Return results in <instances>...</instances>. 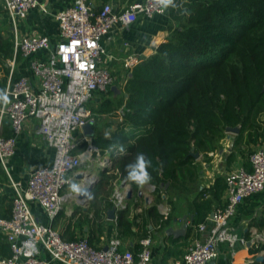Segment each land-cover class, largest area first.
Returning a JSON list of instances; mask_svg holds the SVG:
<instances>
[{"label": "trees", "instance_id": "obj_1", "mask_svg": "<svg viewBox=\"0 0 264 264\" xmlns=\"http://www.w3.org/2000/svg\"><path fill=\"white\" fill-rule=\"evenodd\" d=\"M4 10L0 0V15ZM167 11L172 23L166 41L130 71L120 95L93 108L99 116L119 115L122 109V121L111 136L98 134L93 139L102 153L118 150L120 156L103 171L90 197V208L77 218L74 214V222L61 231L67 240L84 238L88 226L87 239L97 247L108 211L115 206L116 186L127 180L126 165L137 153H145L152 162V179L145 185L156 186L157 197L147 211L135 212L139 186L130 181L134 196L124 208L116 209L122 241L140 231L146 237L148 217L157 219L161 227L169 223L171 216L164 218L158 204L164 200L167 183L166 191L193 189L198 168L192 150L207 156L219 146L228 127L240 126L239 136L243 139L246 134L247 147L264 139V0H175ZM13 57V35L0 27V93L6 87ZM20 57L18 54L17 60ZM20 76L15 70L14 79ZM121 145L127 149L125 154L120 153ZM86 146L84 142L78 148ZM248 152L254 151L249 148ZM215 185L212 198L201 196L194 204L195 226L205 221L213 201L221 200L225 178ZM12 201L5 211L0 209V216L11 217ZM11 253L0 233V256Z\"/></svg>", "mask_w": 264, "mask_h": 264}, {"label": "built area", "instance_id": "obj_2", "mask_svg": "<svg viewBox=\"0 0 264 264\" xmlns=\"http://www.w3.org/2000/svg\"><path fill=\"white\" fill-rule=\"evenodd\" d=\"M4 6L11 21L14 57L9 60L10 72L0 97V163L15 193L11 217L0 216V233L12 251L9 256H0V264H153L149 237L141 240L138 252L122 249L119 237L111 238L104 250L87 238L65 239L54 223L63 211L62 191L71 182L69 175L83 163L74 132L96 124L98 119L87 103L96 93L111 90L115 83L108 51L101 43L103 37L116 24L129 27L139 16L152 18L166 13L168 7H163L162 0H139L121 11H114L109 3L96 10L90 0H73L56 15L59 40L53 42L46 34L28 35L18 28L19 21L39 6V0H4ZM18 54L29 66L26 74L14 79ZM122 61L126 69L132 70L141 58L128 53ZM5 119L10 121L9 136L1 131ZM31 120L39 122L38 133L55 147L56 156L52 165L31 170L23 185L12 178L8 159L15 154L18 138ZM89 151L98 152V148L91 146ZM106 162L109 166L110 159ZM249 162L251 170L238 168L227 174L226 204L214 211L210 236L196 239L175 264H209L219 255V243L236 241L237 236L228 226L230 219L245 197L264 190V150L252 152ZM123 184L126 186L128 181ZM129 189H115L116 208L126 206ZM32 202L42 207L49 224L39 221ZM169 214L170 208H166L164 218ZM199 229L204 230L205 224H200Z\"/></svg>", "mask_w": 264, "mask_h": 264}, {"label": "crops", "instance_id": "obj_3", "mask_svg": "<svg viewBox=\"0 0 264 264\" xmlns=\"http://www.w3.org/2000/svg\"><path fill=\"white\" fill-rule=\"evenodd\" d=\"M2 1L4 3V0ZM90 1L96 10H99L105 3H109L112 5L114 11H121L129 3L139 0ZM72 3L73 0H39V6L30 10L27 17L19 21L18 28L20 32L28 35L34 33L46 34L51 37L53 42L58 41L59 22L56 15L59 11L68 8ZM171 22L172 19L168 11L164 14H157L152 18L139 16L129 27H125L120 23L116 24L103 37L101 43L108 51V63L115 77V83L113 88H111L114 94L110 93L106 98H114L120 95L124 90L128 77L131 75V70L125 71L126 69L122 61L123 58L128 53H135L141 59L153 54L156 47L166 41ZM0 27L5 34L9 32L13 35L11 21L6 11L0 15ZM160 35L163 38H159ZM148 37L152 38L151 42L146 39ZM157 38H159V41H154ZM28 66L29 62L20 57L16 62L15 70L23 75L27 73ZM1 94L2 92L0 93V97ZM95 98H98V101L95 106H92L93 108L99 107L106 99L100 98V96ZM93 108L91 111L98 119L96 124H98L99 128L97 125L94 126L96 131L92 137L86 136L83 130L82 137L76 136L79 141V146L84 142L87 143V146L81 150L77 148V153L82 156L83 163L76 171L70 173L71 182L62 191L63 214L58 216L54 224L60 231L70 221L74 222L75 219L72 218L74 214L77 213V218L81 211L86 212L90 208V200L88 205L83 206L78 204V192H74L71 185L77 184L79 189H81V187L86 185L88 180H97L98 183L103 171L108 167L106 160L109 158V164H111L115 158L120 156L118 150H107L104 153L99 149L98 152L89 151L91 146H95L93 144L94 137L98 134L110 137L116 130L115 127L119 123L118 121L122 118L120 114H104L99 116ZM106 117H108V120L105 119ZM100 121L101 125H99ZM38 127L39 122L37 120H31L27 123L18 138L15 154L8 159V169L12 178L15 181L21 182L23 185L27 184L31 170L39 166H50L55 160V147L50 146L44 137L38 133ZM1 131L4 136L11 134V126L8 119L3 121ZM245 135L241 139L239 133L226 132V136L215 150L209 152L207 156L200 153L198 157H195L198 175L193 189L191 191L183 189L166 191L168 184L165 187V191L162 192L164 200L159 202L158 209L160 214L163 215L165 209L170 208L169 215L171 219L169 223L165 227H161L157 219L148 217L147 236L141 237L140 234L143 231H140L139 235L123 241L122 249L129 248L134 252H138L141 248V240L149 237L152 240L153 264H175L176 261L183 258L184 254L196 239H207L211 234V229L214 224L212 213L217 208L223 207L226 204V190L223 191L221 200L213 201L211 212L205 221L201 223L205 224L204 230H200L199 225H194L196 215L194 204L201 196L202 198H212L210 192L216 186L217 180L219 178H226L230 171L238 168L252 169L249 162L250 153L248 149L251 148L253 151L264 150V139L260 140L258 144H251V146L247 147L245 144ZM112 153H114V156L111 155ZM81 174L83 177H80ZM123 181L121 180L117 184L116 189H132L130 181H128L126 186L123 184ZM186 181L190 185V180L186 179ZM155 189L156 186L154 185L139 186L138 198L135 199V203L137 204L134 209L135 212L147 211L155 203L157 197ZM200 192L203 193L201 194ZM14 193L15 191L11 185L10 177L0 163V202H2L0 209L3 211L6 210L10 199H13ZM133 204L132 207L134 206ZM31 207L41 223L49 224L48 216L38 203L32 202ZM173 207L175 208L173 209ZM115 214L116 218L114 220L109 219L108 216L106 217L107 222L105 224L104 234L96 244L97 247L104 248L111 238L118 237L117 213ZM228 226L230 231L237 236V239L234 243H219V255L209 264H264V262L257 260L258 256L264 255V248L262 247L264 245V190L245 197L239 204L236 214L230 219ZM89 229L88 226H85L84 238L89 236ZM134 229L138 231L136 227ZM76 233H80L78 228L76 229Z\"/></svg>", "mask_w": 264, "mask_h": 264}, {"label": "clouds", "instance_id": "obj_4", "mask_svg": "<svg viewBox=\"0 0 264 264\" xmlns=\"http://www.w3.org/2000/svg\"><path fill=\"white\" fill-rule=\"evenodd\" d=\"M172 0H162L163 7H168ZM127 149L121 145L120 153L125 154ZM152 167L151 160L143 152H139L135 155L134 159L126 165V179L132 183L142 186L149 183L152 179L150 168ZM71 188L74 192H79V186L72 184Z\"/></svg>", "mask_w": 264, "mask_h": 264}, {"label": "water", "instance_id": "obj_5", "mask_svg": "<svg viewBox=\"0 0 264 264\" xmlns=\"http://www.w3.org/2000/svg\"><path fill=\"white\" fill-rule=\"evenodd\" d=\"M83 132L86 134V136L88 137H92L94 135V126H92L91 124H87L82 128ZM226 132H231V133H239L240 132V126H236V127H228ZM193 156L198 157L200 152H195L194 150L191 151V153ZM80 177H83V175L81 174ZM97 184V180H88L86 185H84L83 187H81L80 191L77 193V198H78V204L80 205H88L89 204V200L90 197L93 194V190L94 187ZM168 185V183H167ZM133 196V190L130 188L127 194V200H129L130 198H132ZM116 207L114 206L112 209H110L108 211V217L109 219L114 220L116 218ZM214 216V212L212 213V217ZM175 235V233H174ZM107 246L104 247V250H107ZM258 261L264 262V255H260L257 258Z\"/></svg>", "mask_w": 264, "mask_h": 264}, {"label": "rangeland", "instance_id": "obj_6", "mask_svg": "<svg viewBox=\"0 0 264 264\" xmlns=\"http://www.w3.org/2000/svg\"><path fill=\"white\" fill-rule=\"evenodd\" d=\"M172 23V22H171ZM166 36V35H165ZM159 38H163L162 37V35H160V37ZM159 38H157V40H154V41H159ZM148 41H150L151 42V40H152V38L151 37H148V38H146ZM156 43V42H155ZM126 69V68H125ZM127 70L128 69H126L125 71L127 72ZM110 91V90H109ZM109 91H107V92H105V93H96V95H95V97H99L100 96V98H103V99H105L106 98V96L107 95H109L111 92H109ZM109 92V93H108ZM93 98L91 101H89L88 103H87V107L89 108V109H92L93 107L92 106H95L96 105V103H97V99L96 98ZM118 113L119 114H122L123 113V111H122V109L120 110L119 109V111H118ZM106 120H108V117H106L105 118ZM102 121V120H101ZM101 121L99 122V125H101ZM120 121H122V118L118 121V122H120ZM95 125H97V127H98V124H95ZM94 125V126H95ZM99 128V127H98ZM116 128V127H115ZM114 129V128H113ZM112 129V130H113ZM96 130L94 129V132H95ZM98 131V130H97ZM99 132V131H98ZM74 134H75V138H76V140L78 141V136L79 137H82V129L81 128H79L78 130H76L75 132H74ZM78 135V136H77ZM77 136V137H76ZM112 156H114V153H112L111 154ZM49 223H50V221H49Z\"/></svg>", "mask_w": 264, "mask_h": 264}]
</instances>
